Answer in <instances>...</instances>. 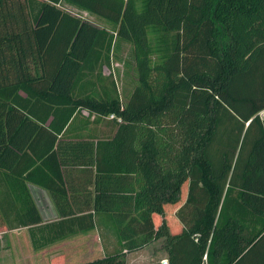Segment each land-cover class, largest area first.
Returning a JSON list of instances; mask_svg holds the SVG:
<instances>
[{"label": "trees", "instance_id": "trees-1", "mask_svg": "<svg viewBox=\"0 0 264 264\" xmlns=\"http://www.w3.org/2000/svg\"><path fill=\"white\" fill-rule=\"evenodd\" d=\"M123 22L136 78L124 103L102 76ZM82 108L113 115V136L62 139ZM12 148L0 187L36 251L92 232L103 213L126 252L161 241L166 264H264V0H0V168ZM66 167L94 168L89 207L68 200ZM184 184L173 233L165 207ZM29 185L57 220H42Z\"/></svg>", "mask_w": 264, "mask_h": 264}, {"label": "crops", "instance_id": "crops-1", "mask_svg": "<svg viewBox=\"0 0 264 264\" xmlns=\"http://www.w3.org/2000/svg\"><path fill=\"white\" fill-rule=\"evenodd\" d=\"M110 67H111V63H110ZM105 70L107 69L104 68V71ZM104 71H102V76L107 78L108 81L106 87L108 89H111L112 88L111 82H113L119 100L120 102H122L121 92L118 88V84L114 78L113 73L108 70L106 71V73ZM129 95H127L126 101ZM95 121H97V123L96 125H93V122ZM111 121L112 120L109 119L108 117H101L92 114L88 110L83 108L78 109L77 113L72 117L67 128L60 137L68 141L106 140L111 138L115 132V127L113 126ZM92 125L95 128L93 131L91 130ZM22 138L23 136L17 137L19 144ZM19 152L21 151L12 148L10 150V153L3 158L2 168L0 169L3 171H9L17 161L18 159L17 153ZM64 172H65L64 188L66 189L68 200L70 201V197H73L75 199V203L77 207L80 208L89 207V204L91 205L93 201V197L95 195L94 184H93L94 173H95L94 168L88 169L85 167H78L71 170L70 167H66L64 169ZM88 172L91 173L88 174ZM70 173H71V177H70ZM70 181L74 182L75 187L78 189V191L71 194L72 196H70ZM0 191H1L0 193L3 194L4 197L2 199V201L4 200L3 207L0 206V264H57L61 255L67 257L68 254L67 252L70 251V247H69L70 243H73L78 238H82L84 236L93 234V231L96 229L97 220H99L100 215L107 216L108 218H110L111 222L113 223L111 217L108 214H103V213L96 214L95 229L92 232L77 235L71 239L69 238L68 240H65L63 242H59L54 245L48 246L44 249L36 251L32 248L29 238L28 228L23 227L21 225L20 207L15 201L13 195L10 194L9 187L6 184H3L0 187ZM29 191L32 196L33 202L39 212V215L41 216L44 222L55 221L59 218V214L56 208L54 207L48 192H46L45 190L39 187L32 185H29ZM156 222L159 223V220H156ZM177 225L178 223L176 222L175 225L176 227H174L176 230H174L173 233L180 232V226ZM158 242L161 243V241ZM117 244L118 243H115L114 245ZM106 246H101V248L99 247L100 253H103L104 251L107 250L110 251L112 249V246L108 248ZM104 255L105 254L101 255L100 257Z\"/></svg>", "mask_w": 264, "mask_h": 264}, {"label": "rangeland", "instance_id": "rangeland-1", "mask_svg": "<svg viewBox=\"0 0 264 264\" xmlns=\"http://www.w3.org/2000/svg\"><path fill=\"white\" fill-rule=\"evenodd\" d=\"M81 18L102 28L109 29V26L97 17L83 13L81 14ZM122 20H124V18H122ZM120 26L121 29H118L117 36H115V47L114 51L111 54L110 70L113 73L114 78L118 84V88L122 96V102H125L127 95L130 94L135 85L136 78L132 62V44L129 40V28L126 22H123L122 24H120ZM106 71L107 70H105L104 72L106 73ZM96 123L97 121L93 122V125H96ZM28 125L30 126V124ZM93 125L91 126L92 131L95 129ZM186 192L187 185L184 184L181 189L180 202L175 207H171L170 205L165 207L166 211L168 212V214L166 215V221L169 230H173L174 227H176L174 212L175 209L184 202ZM157 219L159 221L161 220L160 217ZM115 243L118 244L114 245ZM101 246H106L107 248L112 246L113 250L111 249L110 251L107 250L103 253H100L99 247L101 248ZM159 246L160 242H157L141 251L126 252L117 237L116 228L114 227L110 218L104 215H100L93 234L78 238L73 243H70V251L67 252V257L69 258L65 260V263L81 264L96 259L103 254L121 255L125 261V264H149L153 261L158 260L165 261L166 256L163 253L158 252Z\"/></svg>", "mask_w": 264, "mask_h": 264}, {"label": "built area", "instance_id": "built-area-1", "mask_svg": "<svg viewBox=\"0 0 264 264\" xmlns=\"http://www.w3.org/2000/svg\"><path fill=\"white\" fill-rule=\"evenodd\" d=\"M108 118L112 120L114 118V116L113 115H110Z\"/></svg>", "mask_w": 264, "mask_h": 264}, {"label": "water", "instance_id": "water-1", "mask_svg": "<svg viewBox=\"0 0 264 264\" xmlns=\"http://www.w3.org/2000/svg\"><path fill=\"white\" fill-rule=\"evenodd\" d=\"M162 264H166V261H163Z\"/></svg>", "mask_w": 264, "mask_h": 264}]
</instances>
